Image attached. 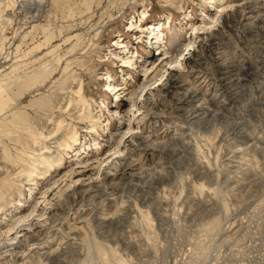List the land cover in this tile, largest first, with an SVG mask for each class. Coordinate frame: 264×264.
<instances>
[{
    "label": "rangeland",
    "instance_id": "obj_1",
    "mask_svg": "<svg viewBox=\"0 0 264 264\" xmlns=\"http://www.w3.org/2000/svg\"><path fill=\"white\" fill-rule=\"evenodd\" d=\"M15 1L0 0V254L21 248L0 264H116L109 246L122 264H264V0L225 13L189 52L192 22L219 0ZM159 28L183 69L155 56ZM122 59L150 64L145 92ZM106 77L124 89L113 96ZM53 137L60 166L35 176ZM121 137L133 158L102 164Z\"/></svg>",
    "mask_w": 264,
    "mask_h": 264
},
{
    "label": "bare ground",
    "instance_id": "obj_2",
    "mask_svg": "<svg viewBox=\"0 0 264 264\" xmlns=\"http://www.w3.org/2000/svg\"><path fill=\"white\" fill-rule=\"evenodd\" d=\"M254 1H256V0H254ZM248 3H249V1L248 0H232L231 2H228L227 0H219L218 1V5H217V7L213 10V14H211L210 16H209V21H206V20H204V19H206L207 18V14L203 11V14H202V19L201 20H203L202 22H200V23H198V24H195V23H193L192 22V27H191V33H190V35H189V37H187L186 39H184L185 40V42L183 43V44H181L180 46L182 47V49H183V51L182 52H189V50L191 49V48H193L195 45H196V43L198 42V35L200 34L199 32H202V33H204V34H211V31H214V30H217L216 29V27L218 26V23H219V21L222 19V16L225 14V13H227V12H230V13H232V12H236V11H244L245 10V8H247L248 7ZM252 4V3H251ZM30 6V7H28L29 9H32V8H34V10H35V8H38L39 7V3L38 2H35V1H25V0H20L18 3L15 1V3H14V5H13V7L15 6L17 9H19V10H21V9H26L27 8V6ZM251 6V5H250ZM249 8V7H248ZM36 12H40V10L39 9H36L35 10ZM36 15V14H35ZM157 26V25H156ZM153 30V31H152ZM152 30H150L149 31V36H154L155 38V47H156V54H155V56H159V58L161 59V60H164V59H166V58H170V54H169V52H167V50L166 49H164V46H163V44L161 43L162 42V32H161V30H160V28L159 29H156V30H154V29H152ZM129 31H135V32H145L143 29H134V26L133 25H130L129 26ZM152 32H156V34H154V33H152ZM150 37H148V39H149ZM200 41V40H199ZM119 44V43H118ZM162 44V45H161ZM179 45V44H178ZM153 46V47H154ZM178 46L176 45H174V50H173V53H172V56H171V58H170V61H169V64H168V66H169V68H172V69H175V68H178V69H183L182 68V61H184V58H183V56L181 55V53L180 52H178V51H176V48H177ZM120 50H124L123 51V53L126 51V47L124 46V43L123 42H120V45H119V47H118ZM163 50H165L164 52H163ZM180 50V49H179ZM157 53H158V55H157ZM121 62L122 63H124L126 66H124V67H126V68H131V69H133V71H135V72H137V73H140L141 72V77H143V79H145L144 81H143V83H144V85L140 88V91L141 92H145L146 91V89L150 86V85H148V82H149V80H148V77H149V75H151V73H152V68L149 66L150 64H147V62H146V64H144V65H142L141 67H140V72L139 71H137V67H133V64H134V61L131 59V60H124V59H122L121 60ZM14 70V69H13ZM12 70V71H13ZM12 73V72H11ZM146 75H148L147 77H146ZM39 76V75H38ZM238 76V75H237ZM238 77H240V76H238ZM38 78V77H37ZM31 79V78H30ZM29 79V81H27L25 84H27V83H29V82H31L32 80H30ZM103 80H106V81H108V88H109V90H110V94H112L113 96H116V95H118L119 94V92L121 91V90H123L124 89V87L123 86H121V84H119V86L118 85H116L115 84V78H110V77H106L105 79H103ZM204 82H205V79H204ZM147 84V85H146ZM150 84V83H149ZM208 87V86H207ZM81 90V89H80ZM137 91H139L138 89H137ZM196 92H197V90H196ZM135 93V92H134ZM138 93V92H137ZM77 94H78V92H77ZM123 94H124V92H123ZM215 94V93H214ZM130 95V94H129ZM200 95V94H199ZM137 96V95H136ZM124 97V96H123ZM214 97H216V96H214ZM263 97V96H262ZM127 98V104H129V109L132 111L133 109L135 110V111H138V107H137V102L135 101V99H133V97L131 96V97H126ZM201 98H203V97H201ZM209 115V114H208ZM117 117H120V120L119 121H121V120H123L124 118H123V116H121L120 115V113H118V116ZM215 117V116H214ZM120 126H121V123H120ZM182 131V130H181ZM181 131H178L179 133V135L181 134L180 132ZM125 132H127V134H132L133 135V133L135 132L134 131V128L132 129V127L130 126V125H128L127 126V128H126V130H125ZM61 134V133H60ZM154 134V133H153ZM153 134H148V136L145 138V141H144V143L143 144H145L146 143V145H148V143L149 144H152V145H154L153 144V141H151V137H153L152 135ZM59 136V135H58ZM125 136V135H124ZM123 136V137H124ZM154 136H155V134H154ZM142 137H144V135L142 134ZM58 138V137H57ZM57 138H55V137H53V142H55L54 143V145H53V147H54V149H53V151L55 152V154H53L52 152H51V148L50 149H47V147H45V148H43V149H46V151L43 153V154H41V155H39L38 157H36L35 159H33L32 160V162H31V165L28 167V169H30V172H32V174L33 175H35V176H37L38 174H40V171L42 170V169H44V166H50V167H54V166H56V167H58V166H60V159L62 158V157H60L62 154H61V152L59 153L58 151H56V149L55 148H57V145H58V143H56V139ZM77 138H78V134H77V131L74 133V137L72 138V139H70V141L71 142H75L76 143V140H77ZM51 140V139H50ZM51 140V141H52ZM59 140H63L64 141V138L63 137H60V139ZM62 141V142H63ZM69 141V140H68ZM155 141V140H154ZM60 142V141H59ZM44 144V143H43ZM48 144V143H47ZM63 144H64V142H63ZM115 145H116V148L114 149V151H113V153L112 154H110L108 157H106V158H104V161L102 162V164L105 162H109L108 160H107V158H109L110 156H114V155H117V158H121L122 157V159L123 160H127V159H125V157H127L128 159L129 158H133V153H135V146H134V148L133 149H131L127 144H126V141H123V139H122V137L118 140V142H116L115 143ZM142 145V144H141ZM65 146H67V148H70V146H68V145H65ZM59 147H60V145H59ZM63 147V146H62ZM146 148V147H145ZM235 148V147H234ZM240 147H238V149H239ZM252 148V147H251ZM243 150H245V149H243ZM247 151V150H246ZM263 151V150H262ZM262 151H261V153H262ZM176 152V151H175ZM230 152V151H229ZM247 152H249V151H247ZM249 155H251V153H249ZM245 156V155H244ZM58 158V159H57ZM94 160H96L97 162H101V161H99L98 159H96V158H94ZM51 162V163H50ZM113 164V163H112ZM108 166H110V165H108ZM113 166H114V164H113ZM158 164H156V166L154 167V168H152L153 170H154V173H155V178L156 179H159L160 177L162 178V176L164 175L165 177L167 176L165 173H164V170H162V168L159 170V168H158ZM140 167V166H139ZM142 167V166H141ZM157 168H158V170H157ZM238 169V168H237ZM38 171V172H37ZM163 171V172H162ZM203 171V170H202ZM36 172H37V174H36ZM199 172V171H198ZM27 174H23V177L24 176H26ZM29 181V180H28ZM142 181V180H141ZM160 181V180H159ZM158 181V182H159ZM106 187V186H105ZM105 196H109V195H105ZM110 197V196H109ZM104 198V197H103ZM108 198V197H107ZM121 198V197H120ZM115 199V198H114ZM114 199H112V200H114ZM106 200H108V199H106ZM105 200V198H104V202L106 201ZM118 202V201H117ZM116 202V203H117ZM114 203V202H113ZM103 204V203H102ZM121 204V203H120ZM119 205V204H118ZM212 206H214V207H216V205H212ZM78 212H76L75 213V215H78L77 214ZM41 217V216H40ZM151 219H152V217H150ZM26 219V217H23V218H21V220L20 221H22V222H24V220ZM79 219V217H77V219L76 220H78ZM98 220V219H97ZM147 221H149L150 219H146ZM146 221V222H147ZM151 221H153V220H151ZM146 224V223H145ZM152 225H149V227H151ZM148 227V228H149ZM27 228H28V231H30V224L29 225H27ZM13 230V229H12ZM209 230H210V233H214V231H220V228H219V226H218V222L216 223V224H214V226L213 225H211L210 227H209ZM153 231V230H152ZM33 234H31V235H29L28 236V238H27V240H31V239H33V238H39V235L36 233V232H32ZM17 234V233H16ZM158 239V238H157ZM39 241H40V239L38 240V242H37V244H39ZM43 240H42V238H41V241L40 242H42ZM48 241V240H47ZM6 244L7 245H5V247L2 249V250H4L5 248H7L8 250H6L3 254L1 253L0 254V262H1V260L3 259V258H1L4 254H10V255H17L18 254V250L21 248V246H20V242H19V240L16 238V239H11V240H8L7 242H6ZM36 244V247L38 248V249H41L42 247L41 246H43V243H41L40 245H37ZM44 245H46V244H44ZM41 247V248H40ZM210 245H209V247L207 248V250H209L210 249ZM44 248V247H43ZM42 248V249H43ZM89 248V247H88ZM108 248H110V251H113V260H114V262H116V264H122V263H120L121 262V258H120V256L118 255L117 256V254H118V252H117V250H115L113 247H111V246H109ZM203 250H205L204 248H202ZM206 250V251H207ZM99 251L100 252H103V250L102 249H99ZM54 254V253H53ZM206 256V252L202 255V257H205ZM48 260H50V259H48ZM205 262V261H204Z\"/></svg>",
    "mask_w": 264,
    "mask_h": 264
}]
</instances>
